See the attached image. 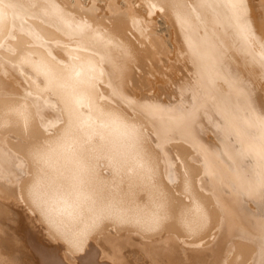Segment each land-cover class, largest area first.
<instances>
[{"label":"bare ground","instance_id":"6f19581e","mask_svg":"<svg viewBox=\"0 0 264 264\" xmlns=\"http://www.w3.org/2000/svg\"><path fill=\"white\" fill-rule=\"evenodd\" d=\"M88 74L90 112L74 121ZM0 89V264H264V122L250 105L264 96V0H0ZM104 137L141 150L202 225L98 220L61 194L38 209L29 148ZM97 174L123 195L110 157Z\"/></svg>","mask_w":264,"mask_h":264},{"label":"clouds","instance_id":"9594fccd","mask_svg":"<svg viewBox=\"0 0 264 264\" xmlns=\"http://www.w3.org/2000/svg\"><path fill=\"white\" fill-rule=\"evenodd\" d=\"M29 152L36 168L25 193L38 209L43 207L46 197L61 194L71 197L82 207L85 216L98 214V220L117 218L144 230L156 228L161 223L181 228L190 226L185 223L182 209L177 207L174 193L156 179L150 159L137 148H121L104 137L93 144L84 142L66 154L62 151V138H55L47 144L30 147ZM103 156L112 159L122 178V196L108 191L98 178L97 161ZM89 194L94 199L89 198ZM108 200L122 202L130 210L129 214L121 216L110 211L105 206ZM139 205L149 209L155 205L160 211L137 214L134 210ZM66 242L70 243L71 239Z\"/></svg>","mask_w":264,"mask_h":264},{"label":"snow or ice","instance_id":"6c2138e0","mask_svg":"<svg viewBox=\"0 0 264 264\" xmlns=\"http://www.w3.org/2000/svg\"><path fill=\"white\" fill-rule=\"evenodd\" d=\"M41 82L43 83V81ZM93 89L94 77L91 74H88L85 80L78 82L75 90V100L71 104H69L67 100L65 101L66 104H69L71 115L74 121H81L83 119V113L90 112ZM0 97L10 98L8 91L4 89H0ZM250 105L253 111H258L260 113L262 122H264V96L251 97ZM62 117L63 113L57 117V119L61 120V123H63ZM97 162H99V159ZM261 187L262 194H264V183H262ZM202 223V214L191 212V222L189 227H200Z\"/></svg>","mask_w":264,"mask_h":264}]
</instances>
